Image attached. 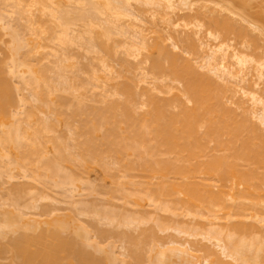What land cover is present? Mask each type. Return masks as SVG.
<instances>
[{
	"label": "bare ground",
	"instance_id": "1",
	"mask_svg": "<svg viewBox=\"0 0 264 264\" xmlns=\"http://www.w3.org/2000/svg\"><path fill=\"white\" fill-rule=\"evenodd\" d=\"M246 9V3L236 5L232 0H0V177L9 181L15 180L16 175L22 174L25 178H30L22 179L24 181L33 180V184L40 182L46 188L53 189L49 193L57 188L55 190L59 191V195L61 193L64 195L65 198L62 194L60 196L63 200H71L72 204L71 202L69 204L76 206L79 202L72 199L80 198L83 191L84 194L87 191L92 194L95 190L90 191L91 188H98L97 193L104 190L106 184L102 183L103 188L101 184L96 187L94 185L96 182L90 181L93 178L92 170L103 164L106 167L107 162L113 161L110 158H113L114 163L120 164L122 169L119 171L116 165L115 169L113 162L110 163L111 166L113 165V168L110 167L113 169L111 173L109 169L107 170L109 164L106 168L102 167L108 171L105 175L114 182L112 184L115 185L117 180L116 189L110 183L112 186L110 185L109 189L112 193L109 192L111 195L108 194L105 199L112 197L114 191L120 190V197L123 196L121 199L125 198L126 202L133 206L137 217L123 222L125 217L121 221L120 213L116 211L119 213L116 214L113 211L118 205L119 209L122 206L117 205L120 201L123 202L117 196L119 191L113 194L114 198L120 199L118 202L116 199V202L113 201L114 199L112 202L106 200L108 205L112 203L113 206V210L109 207V211H113L115 214L113 212L112 214L116 218L118 215L119 220L114 216L109 218L107 216H111L109 211L106 216V212L102 211L103 219L101 220L100 217L99 222L101 210L98 212V208H95V211L91 209H94V204L96 205L97 202L92 204L94 207L91 206V212L87 213L81 208L80 212L77 211L79 214H75L80 217L87 213L97 219L95 221L99 223L98 225L102 223L101 221L108 223L110 219V224L116 220L117 227L130 223L140 225L149 222L153 214H156L157 222L154 221L155 219L152 221L157 225L159 221L161 229L160 225L157 228L168 232L170 229L176 230L180 235L182 234V237L186 235L187 239L190 236H198V243H190L186 237L183 238L185 241H182L169 236L171 239L166 240L167 243L159 239L160 245L157 238L151 234L153 224L148 227L150 235H145L148 231L142 229L144 233L140 229L144 234L140 233L145 237L148 236L147 238L138 232L139 236L143 237L141 240L148 239L147 242L140 240L139 242L142 243L135 245L140 238L137 236L138 240L135 241L133 237L132 243H128L130 248H127L128 245H125L126 248L124 246V255L121 253L120 257L126 256L125 252L127 257H130L122 259L113 250L107 251L106 264H264V52L262 54L255 52L260 46L256 40L259 38L258 35L264 38V19L261 20L260 14L258 16L260 20L256 14L254 15L256 18L249 15ZM183 10L187 12L181 14L183 16L178 15ZM146 12L151 17L144 15ZM146 17L151 18L147 23ZM152 19H157V22L153 23ZM144 22L146 25L148 22L152 23L147 26L150 28L148 31L153 32L157 29L158 33L157 27L163 26L160 30L165 32L167 29L168 34H163V31V36L161 32L157 36L152 35L151 32L147 34ZM201 32L203 37L199 34ZM148 35H152V40ZM196 35L201 37H195ZM116 37L122 39L117 40ZM115 39L116 42L119 41L117 42L119 46H122L119 53ZM165 40L171 42V48L175 49L173 46H178V51L182 49V52L169 49L170 46ZM77 43L76 48L80 49L82 46L81 48H85L84 52L89 51L94 55L98 54L96 56L99 57L95 56L99 60L97 64L101 71L92 70L91 77L85 76L89 78L87 82L81 79L82 68L80 70L73 68L74 62L78 63L79 58L77 60L75 57L76 60L73 61L74 55L71 54L73 50L68 51V48H72ZM70 44L73 45L69 46ZM123 49V52H126L125 57L128 55L136 61L133 62L131 59L133 64L130 65L129 60L123 59L128 61L127 64L124 61V64L131 67L120 69V73L119 66L125 67L123 61L116 62L118 58L116 61L111 60V56L116 55L113 53H117L116 57L120 56ZM100 51L105 54L102 55ZM110 52H113L112 55ZM188 54L189 57L184 56ZM81 60V64L85 65L87 61L80 57L79 63ZM112 61L118 63L116 69ZM110 63L114 66L113 69ZM146 65L150 68L152 79L151 76L148 78L149 71L145 72ZM86 68L85 70L90 72L88 67ZM103 70L107 74L102 72ZM122 70H124L123 74ZM133 71H137V75H140H136L139 82L136 78L135 80L133 77L130 78L131 73H135ZM115 73H119L120 76ZM120 77L125 81L116 82L117 78L121 79ZM149 82L153 87L142 86ZM177 83L181 85V87L178 85L180 88ZM89 85L90 90H93L92 96L95 92L101 94L102 91L104 97L109 98L110 94L114 100L112 101L110 97L105 101L102 94H99L98 97L103 101L98 100L102 101L101 103L106 102L104 106L101 104L103 108L99 107L101 105L97 96L93 97H96L97 101H95L99 105L97 107L88 105L84 101L86 97L81 87L89 88ZM138 85L143 88L139 86L141 89L137 90ZM154 89L165 93V97L154 94ZM64 90L73 95L71 106H68L66 96L58 95L57 99L53 96L54 93L60 94L58 91L64 94ZM25 91L28 93L26 94ZM117 94L122 95L123 98ZM115 97L119 98V101ZM54 99L57 101L55 102ZM65 104H67L66 109L63 108ZM68 107H72L71 111ZM38 109H43L45 114L48 112L53 116H64L65 119L61 123H66L68 126L64 125L68 128L71 126L69 131L74 130L71 131L78 141L73 137L74 141H70V145L67 144L68 141L64 145L62 139L59 142L57 137L49 135L54 128V124L50 123L52 117H48L50 120L47 122L49 115H45L46 118L43 117L45 119L43 120L37 114ZM67 109L70 112L64 113ZM71 119H73L72 124ZM74 123L76 126L73 125ZM69 135L73 136L71 133ZM64 139L66 140L65 137ZM74 142L77 147L79 146L78 148L73 146ZM49 143H52L54 149H50ZM61 143L64 146L68 145L67 149L74 153H70L71 155L67 153L68 157L64 156L67 150ZM71 145L74 147L72 149L78 151L81 149V152L76 153L71 149ZM61 149L64 153L62 157ZM54 150L59 158L51 156L50 152L54 155ZM76 154L81 158L78 160H82V165L79 164L82 166L81 169L77 162L76 165L73 163L76 161L73 158ZM107 158L112 161L106 162ZM71 159H74L72 167L69 164ZM68 161L69 163L63 165V162ZM65 166L67 168L70 166V171L65 170ZM71 168L75 171H71ZM116 170L119 171L117 174H122V171L127 174V179L122 177L127 180L124 181L126 184L123 182L120 189L117 186L121 182V176H117ZM114 173L116 177L113 176ZM136 177L139 179L135 180ZM1 183L4 185L6 182ZM20 183L21 181L19 184L13 183V191L23 190L24 183ZM31 186L34 187L32 184ZM100 187L103 190H99ZM109 189L107 188V192ZM31 190H33L31 194L28 193ZM31 190H27L28 195L35 194L36 190L33 188ZM38 190L41 195L36 192L38 196L36 199L47 200V197L52 199L51 194H48L49 190L44 188L47 193H44V190L41 193L39 188ZM105 190L103 191L105 194H100L106 195ZM54 196L56 197L57 194ZM5 198L7 199L6 196ZM5 198L0 200V210L3 208L2 205L7 203L6 200L1 202ZM20 199L22 202L21 197ZM33 199L35 197L28 198L29 201L34 202ZM25 203L24 209L27 207L32 211L39 208L37 203L36 208L35 203L28 204L30 208ZM11 204L14 205L15 212L6 210L5 205L6 209L0 211V231L6 233L16 230L17 233L23 227L20 231L24 233H18L19 235L11 239L8 245L1 247L0 252H12L13 261L7 256L13 264L101 263V259L89 252L90 249L87 250L86 245H91L98 231L100 237L98 239L106 238L105 235L109 233H105L104 230H112L114 223L111 229H104L100 233L103 228L94 226V219L90 218L87 221V217H83L87 222L85 226L82 216L79 219L75 215L74 218L77 217L79 220L72 218L79 224L78 227L75 225L77 227L75 232L73 231L75 228L70 227V223L67 224L68 219L63 218L65 215L59 219L58 217L61 216H55L56 212L53 213L52 209H47L52 213L46 210L47 207L41 212L37 211L39 218L37 214L32 217L30 211L27 215L24 211L28 209L23 211V205L18 204L16 200ZM70 205L69 207L72 208ZM88 205L90 207L91 204ZM145 206H149L150 209H145ZM68 215L72 217L70 213ZM42 216L48 217L49 221L45 219V223ZM54 216L59 220L53 218ZM51 217L53 221L55 219L54 222L49 219ZM35 218L38 220L34 221ZM31 219L35 224L29 223ZM47 223L50 225L46 226ZM36 224L39 226L41 224V229ZM67 225H70L71 231L67 232ZM88 226L96 227V229L90 228V231L92 228L97 230L94 236L90 234ZM30 229H33V232ZM37 229L39 230L34 234ZM28 230L31 231L30 234ZM64 230L67 234L70 232L74 235L64 236L66 233L63 234ZM102 232L104 236L101 235ZM129 233L131 232L126 235ZM151 236L155 238L154 242L152 240L153 243L149 239ZM201 240L207 241L208 244ZM103 241L106 243V240ZM187 241L190 244H187ZM210 242L212 246L209 245ZM93 243L95 245V241ZM103 243L102 246L96 243L101 251L104 247ZM143 243L144 245L150 243L146 257L144 252V255L141 253L143 251L141 249H144Z\"/></svg>",
	"mask_w": 264,
	"mask_h": 264
},
{
	"label": "rangeland",
	"instance_id": "2",
	"mask_svg": "<svg viewBox=\"0 0 264 264\" xmlns=\"http://www.w3.org/2000/svg\"><path fill=\"white\" fill-rule=\"evenodd\" d=\"M226 1H227V0H226ZM228 1H229V0H228ZM232 2L235 3L236 5H239V3H243V2L246 3V4H247V9H246V11L248 12L249 15L255 17L254 15L256 14V17L260 20V18L258 17L259 14H260V16H261V20L264 19V10H263L264 8H262V7H264V6H263V4H264V1H263V0H252V1H251V0H242V1H241V0H232ZM136 6H137V5H136ZM147 12H149V11L147 10ZM147 12H146V14L144 13V15H148L147 17H151V16H149V14H148ZM180 12H181V11H180ZM180 12H179L178 15L183 16V15H181V14H185V12H187V10H186V11L183 10L181 13H180ZM183 12H184V13H183ZM252 13H253V14H252ZM147 17H146V21H145L146 23H147V20H148V19L151 20V18H148V19H147ZM175 17H176V16H175ZM256 17H255V18H256ZM150 20H149V22H151ZM152 21H153V23H154V21L157 22V19H156V20H155V19H152ZM263 21H264V20H263ZM145 22H144V23H145ZM149 22H148L147 25H146V23H145V26H146V28H147V31H148V28H149V27H147V26L150 24ZM262 23H263V22H262ZM263 24H264V23H263ZM143 25H144V24H143ZM150 25H152V23H151ZM157 25H158V24H157ZM153 26H154V25H153ZM153 26H152V27H153ZM152 27H151V29H152ZM154 27H155V29H156V26H154ZM160 27H161V26H160ZM160 27H157L158 30H159L158 33L161 32V35H162V36H163V34L167 35V34H168V33H167L168 30L166 29L167 32H166L165 29H164L165 32L162 30V31H163V34H162V31L160 30ZM162 28H163V26L161 27V29H162ZM149 29H150V28H149ZM153 30H154V29H153ZM156 31H157V29H156ZM156 31H153V32H152V31L150 30V31H148V32H146V31H145V32H146L147 34H148L149 32H151L152 35H156V36H157L158 33H157ZM155 32H156V33H155ZM153 33H154V34H153ZM166 33H167V34H166ZM202 33H203V32H201V33H199V34L203 37ZM152 35H148L149 38H151ZM158 35H159V34H158ZM200 35H196L195 37H197V36H198V37H201ZM120 37H121V36H120ZM120 37H119V38H120ZM255 37H257V35H255ZM258 37H259V38H258ZM258 37H257L258 39H256V40H257V43H258L261 47L257 45L258 48H259L260 50L257 49V51H255V52H256L257 54H262V53L264 52V38H263L260 34L258 35ZM116 39H117V37H116ZM116 39H115V42H116ZM120 39H122V38H120ZM120 39H117V40H120ZM150 40H152V38H151ZM167 41H168V42H167ZM117 42H119V41H117ZM117 42H116V44H118ZM169 42H170L169 40H165V43H167V45L170 46L169 49H171V50L174 51V52H176L175 49H177V51H178V48H179V47H178V46H173V47L175 48V49H173V48H171V47H172L171 42H170V43H169ZM75 44H76V43H75ZM75 44H74V45H75ZM170 44H171V45H170ZM72 45H73V44H72ZM72 45L70 44L69 46H72ZM77 46H78V43H77V45L73 46L72 48H68V51H69V52H71V51L73 50V51H72L73 53L71 52V54L74 55V57H73V61H75L76 59L78 60V58H79V60H80V57H81V59H85L86 61H87L88 58H89V59L91 58L90 60L88 59V61L85 62V65H86V67H88V70H90V72H87V70H85V69H87V68L85 67V65H83L84 63L81 64L82 60L80 61V63H79V60H78V63H79V64L76 63L77 61H75V62H74L75 67H74V65H73V68H75V70H77V69L80 70V68H82V70H81V72H80V73H81L80 76L82 77L81 79H82L83 81L86 80V82H87V80H88L89 78H85V76L88 77V76L90 75V77H91L92 70H94V69L97 70V69H98V70L101 71V68H100L99 65L97 64V62H99V60H98L99 57L96 56V55H98V54L94 55V53L92 54V53H90L89 51H87V53H86V52H84V49H85V48L83 49V48H81L82 46H80V49H78L79 47L76 48ZM118 46H119V44H118ZM179 46H180V48H182V47H181V43H179ZM74 47H75V48H74ZM115 47H116V46H115ZM120 47H122V46H119V48L117 47L118 49L116 48V49L118 50V52L116 51L117 53L120 52ZM176 47H177V48H176ZM75 49H76V50H75ZM116 49H115V50H116ZM261 49H262V50H261ZM79 50H82V51H79ZM86 50H87V49H86ZM94 50H95V49H94ZM179 50H180V49H179ZM258 50H259V51H258ZM74 51H75V52H74ZM78 51H79V52H78ZM90 51H91V50H90ZM96 51H97V53H98V50H97V49H96ZM113 51H114V50H113ZM123 51H124V49L121 51L122 53H121L120 56L118 55V57H116L117 53L110 52L111 55H112V53H113V54H116V55L111 56V57H112L111 60L114 59V60L116 61V58H118V60H117L116 62H121V63H122L123 59L126 58L127 60H129L130 65H132L135 59L133 60L132 57H130V56H128V55H126L127 57H125V53H126V52L124 53ZM83 52H84L85 55L83 54ZM88 52H89V54H88ZM91 52H92V51H91ZM100 52H101V51H100ZM105 52H106V51H105ZM178 52L181 53V52H182V49H181V51H178ZM258 52H259V53H258ZM79 53H80L81 56L79 55ZM81 53H82V54H81ZM95 53H96V52H95ZM106 53H107V52H106ZM184 53H185V52H184ZM87 54H88V55H87ZM101 54H102V52H101ZM101 54H99V55H101ZM103 54H105V53L103 52ZM103 54H102V55H103ZM182 54H183V53H182ZM185 54H187V53H185ZM75 55H76V56H75ZM77 55H79V56H77ZM82 55H83V56H82ZM86 55H87V56H86ZM102 55H101V56H102ZM107 55H108V54H107ZM95 56L98 57V58L96 59ZM104 56H105V55H104ZM184 56L189 57L190 55L188 54V56H187V55H184ZM75 57H76V59H75ZM105 57L108 58L109 55H108V57H107V56H105ZM114 57H115V58H114ZM121 57H122V58H121ZM123 57H124V58H123ZM86 58H87V59H86ZM92 58H93V60H92ZM109 58H110V57H109ZM120 58H121L122 60H121ZM94 59H96V62L94 61ZM131 59H132L133 62H131ZM85 60H83V62H84ZM97 60H98V61H97ZM107 60H108V59H107ZM111 60L109 59V62H110ZM119 60H120V61H119ZM127 60H124V61H126V64H127V62H128ZM89 61H91V62H90L91 64L89 63ZM115 61H112V62H114V66H115V69H116V65H117L118 63H115ZM124 61H123V65H125V67L121 65V66H119V67H120V68H119V67L117 66V67L119 68V69L117 68V69H118V72L121 71L120 69H123V68H124V70H125L126 67L129 68L128 66H130V65L127 66L126 64H124V63H125ZM135 61H136V60H135ZM86 63H88V65H87ZM89 64H90V65H89ZM110 64H111V63H110ZM119 64H120V63H119ZM111 65H112V64H111ZM147 65H148V64H147ZM147 65L145 66V72H148V71H149V74H148L149 77H148V78H150V76H151V79H152V75H150V68H148V67H150V66L148 65V67H147ZM76 66H78V67H76ZM95 66H96V67H95ZM97 66H98V67H97ZM112 66H113V65H112ZM114 66L112 67V69L114 68ZM89 67H90V68H89ZM130 67H131V66H130ZM146 67H147L149 70H147ZM115 69H114V70H115ZM84 70H85L86 72H85ZM119 70H120V71H119ZM124 70H122V74H123V71H124ZM130 70H131V68H130ZM130 70H129V71L127 70V72H130ZM133 70H135V69H133ZM146 70H147V71H146ZM203 70H204V71H207V69H203ZM201 71H202V70H201ZM102 72H105V70H103ZM102 72H101V73H102ZM114 72L117 73V71H112V73H114ZM131 72H132V71H131ZM133 72H135V71H133ZM136 72H137V71H136ZM136 72L134 73L135 75H134L133 73H131L132 76H130V78H132V77H133V79L136 78V80L138 81L137 76H138L139 74L137 75L138 72H137V73H136ZM49 73H50V72H48V74H49ZM82 73H83V74L85 73V74L83 75ZM86 73H87V74H86ZM89 73H90V74H89ZM101 73H100V74H101ZM105 73L107 74V72H105ZM116 73H115V75L120 76L119 73H118V74H116ZM120 73H121V72H120ZM125 73H126V72H125ZM50 74H51V73H50ZM102 74H103V73H102ZM106 74H105V75H106ZM129 74H130V73H129ZM129 74H127L128 77H129ZM82 75H83L84 77H83ZM115 75H114V77H115ZM136 75H137V76H136ZM122 76H123V78H124V75H122ZM125 76H126V75H125ZM134 76H136V77H134ZM139 76H140V75H139ZM116 77H117V76H116ZM118 78H119V77H118ZM118 78L116 79V82H118V80H120V81L123 80V81H121V82H124V81L126 80V78H124L125 80L122 79V77H120L121 79H118ZM151 79H149V80H151ZM54 80H55V79H54ZM134 80H135V79H134ZM147 80H148V79H147ZM149 80H148V81H149ZM56 81H57V80H56ZM56 81H55V82H56ZM137 81H136V82H137ZM148 81H147V82H148ZM55 82H54V83H55ZM138 82H139V81H138ZM150 82H151V81H150ZM150 82H149V84H148V83H146V84L144 83V84H142V86L145 85V87H147L146 85H149V86H148L149 88L153 87V85H151V83L153 84V82H151V83H150ZM56 83H57V82H56ZM79 83H80V82H79ZM142 83H143V82H142ZM136 84H137V83H136ZM140 85H141V83H140ZM140 85H138V87H136L137 90H139V88L142 87V86H140ZM150 85H151V86H150ZM178 85H180V84L177 83V86H178ZM86 86L88 87V84H87V83H86ZM139 86H140V87H139ZM261 86H263L262 83H261ZM148 87H147V88H148ZM178 87H179V86H178ZM180 87H181V85H180ZM180 87H179V88H180ZM142 88H143V87H142ZM140 89H141V88H140ZM81 90H83V92H84V94H85V97H86L85 100H84V101H86L85 103H88V105L90 104L91 106H95V105H96V107H97V105H99V103L96 102L98 99H100V98H99V97H100V96H99V94H100L99 92L96 93V92H95L96 90H94L95 93H94L93 96H97V100H96V97L94 98V97L92 96V91H93V90H92V89L90 90V85H89V88H86V87H85L84 89H82V87H81ZM89 90L91 91V92H90L91 94L88 92ZM97 91H100V90H97ZM153 91H154L153 93L156 94L157 96H159V97L164 96V97H165V93H161L158 89H154ZM58 92H60V94L57 93V92H56V93H57L56 95H55V93L53 94V96L55 97V99H57V96H58V95L66 96L65 98H66V100H67V103H69V104H68V106H69V105H70V102H72V97H73V95H71V93H70L69 91H65V90H64V92H63L64 94H61V91H58ZM81 92H82V91H81ZM83 92H82V93H83ZM25 93L27 94L28 91H25ZM102 93H103V92L101 91V94H102ZM159 93H161V95H160ZM88 94H89V95H88ZM101 94H100V95H101ZM90 95H91V96H90ZM117 95H119V94H117ZM117 95H116V97H117ZM98 96H99V97H98ZM119 96L122 97V95H119ZM119 96H118V97H119ZM166 96H167V95H166ZM102 97L105 98V101H106V100H109V99H110L111 95L109 94V98H108V97H104V95L102 94ZM116 97H115V98H116ZM107 98H108V99H107ZM111 98H112V101H113V100H114L113 97H111ZM122 98H123V97H122ZM140 98H142V97H140ZM143 98H145V96H144ZM55 99H54V101H55ZM86 99H87V100H86ZM116 99H118V101H119V98H116ZM116 99H115V100H116ZM58 100H59V98H58ZM68 100H69V101H68ZM95 100H96V101H95ZM100 100L103 101V99H100ZM120 100H121V98H120ZM141 100H142V99H141ZM54 101H53V102H54ZM56 101H57V100H56ZM56 101H55V102H56ZM87 101H88V102H87ZM98 101H99V100H98ZM102 101H101V102H102ZM105 101H104L103 103H101V102L99 101V102H100V105L102 104V105L104 106L105 103H106ZM55 102H54V103H55ZM95 102H96L97 104H96ZM107 102H108V101H107ZM32 103L35 105V101H33ZM57 103H58V102H57ZM57 103H56V104H57ZM65 105H66V106H65ZM65 105H63V106H64L63 108L67 107V104H65ZM102 105L99 106V107H102ZM36 106H38L37 102H36ZM70 106H71V105H70ZM106 106H107V105H106ZM27 107H29V106H27ZM61 108H62V106H61ZM68 108H69V107H68ZM71 108H72V107H71ZM71 108H69L70 111H71ZM102 108H103V107H102ZM104 108H105V107H104ZM143 108H144V107H143ZM65 109H66V108H65ZM38 110H39V113H37V114H39V115H38L39 117L41 116L40 118H43V117L46 118L45 115H49V116H47V119H46L47 122H49V120H50L48 117H50V118L52 117L51 120H50V123H53V124H54V128H53V130L49 133V135H51V136L54 135V137H57V138H58L57 140H59V142H61V139H62V141L65 142V143H63L64 145H66V141H68L67 144L70 145L71 142H73L74 140L77 139V138H75V136H74V132H72V131H74V130L71 129L72 131H71V130L69 131V128H70L71 126H69V128H68V127H67L68 125H67L66 123H64V122L61 123V122L64 121V119H65L64 116H56V115L53 116L51 113L49 114V113L46 112V111H45V112H46V114H45L44 111H42L43 109H42V110L38 109ZM61 110H64V109H61ZM67 110H68V109H67ZM67 110H65V111H67ZM69 110H68L67 112L64 111V113H69V112H70ZM41 112H42V113H41ZM47 113H48V114H47ZM50 115H51V116H50ZM55 117H56V118H55ZM61 117H62V118H61ZM44 118H43V120H45ZM58 118H59V119H58ZM60 120H61V121H60ZM72 120H73V119H71V124L73 123ZM74 121H76V120L74 119ZM256 122L258 123L259 121H256ZM75 123H76V122H75ZM75 123H74L73 125H75ZM64 124H66L67 126L64 125ZM77 124H78V122H77ZM73 125H72V126H73ZM259 125L261 126L262 124H259ZM75 126H76V125H75ZM73 127H74V126H73ZM73 127H72V128H73ZM263 127H264V125H263ZM69 132H70L71 134H73V136H72V135H69V134H70ZM101 133H102V132H101ZM61 134H62L63 136H62ZM60 135H61L63 138H62ZM67 136H68V137H67ZM76 136H77V135H76ZM60 137H61V138H60ZM64 137L66 138V140L64 139ZM73 137H74V140L72 139ZM68 138H69V140H68ZM63 139H64L65 141H64ZM71 139H72V140H71ZM99 139H100V138H99ZM70 141H71V142H70ZM77 141H78V139H77ZM69 142H70V143H69ZM74 143H75V142H74ZM74 143H73V144H74ZM61 144H62V143H61ZM63 144H62V146H64ZM73 144H72V145H73ZM72 145L70 146L71 149L74 148L75 146H76L75 148H78V147H79V146L77 147V144H76V143L73 145L74 147H72ZM49 146H50V149L53 148V147H52V143H49ZM65 147H66V148H65ZM67 147H68V145H67V146H64L65 150H67L65 155H64V153L62 152V149H61L60 154L63 153V154L61 155V157H62L63 155L66 156V157H68V154L71 155L70 153H72V154L74 153V151H73V152H70V150L67 149ZM64 148H63V150H64ZM68 148H69V147H68ZM53 149H54V148H53ZM53 149H52V150H53ZM52 150H51V151H52ZM65 150H64V151H65ZM72 150H75V149H72ZM72 150H71V151H72ZM77 151H78V149H76V150H75L76 153L81 152V149H80V151H78V152H77ZM67 153H68V154H67ZM50 154H51V156H55V157L59 158V157H58L59 155L55 152V150L53 151V154H54V155H52V152H50ZM56 155H57V156H56ZM79 155H80V153H79ZM71 157H72V156H71ZM106 157H107V156H106ZM73 158H75L76 161H74V159H71V160H69L70 163H69V161L66 162V163L63 162V165L69 163L70 166L72 167V161H74L73 163H74L75 165H76L75 162H77V165H78V166L82 165V164H81V163H82V160H81V161L78 160V159H81L80 156H79V158H78V154H76V157L73 156ZM109 158H110V156H109ZM109 158L105 159L106 162H107L108 160L112 159L113 161H112V160H110V161H112V162L114 163V159H113V158H110V159H109ZM78 161H79L80 163H79ZM112 162H107V164L110 165V163L112 164ZM79 164H80V165H79ZM100 164H101V163H100ZM107 164H106V167H107ZM101 165H102V164H101ZM115 165L119 168V171H120V169H122V166H121L120 164L114 163V167H115ZM70 166H68V167L70 168ZM94 166H96V165H94ZM103 166H104V164H103L102 166H100V165H99V166H96V167L94 168V170H92V171H93V175H92L93 178L91 179V177H90V179H91L90 181L93 182V183L96 182V183L94 184V185H96V187L100 186V184H101V187L103 188V187H104L103 184H104V185L106 184V185H105L106 190H105V187H104V190L106 191L107 194H106V195H101V194H105V193H103L104 190H103L101 187L99 188V190H100V189L103 190V191H101V192L99 191L101 194H100V193H97V189H98V188H96V189H95V188H91L90 191L95 190V192H93V193L91 194L89 191H87L88 187L86 186V187H87V189H86L87 192H85V194H84V191H83L82 196L80 195V198H74V199H72V201L74 200V201H78V202H79V203L76 204V206H75V204H73V206L69 204V203L71 202V200H66V201L63 200L64 195L61 193V194L63 195V197H60L61 194L59 195V193H58L59 191H58V190H55V189H57V188H54V191H53V192H56V191H57L56 193H54V194H53V192H52V193H49V192H51L53 189L51 190V189L46 188V187H45L44 185H42V183H40V182H38L37 184L40 185V186H43L45 189L49 190V191H48V194H49V195L51 194V196H53V197L50 196V198H52V199L54 198V199H56V200L53 199V201H52V199H49L48 197H47V200H43V199H42V200H41V199L39 200V199H36V198H38V196L36 195V192H37L38 194H40V191H39V190L37 191V189L39 188V189L41 190V193H43L44 188H42V187H40V186L38 187L37 184H33V182H32L33 180H31V181H26V180H25V181H26V182H25L24 180H22V179L25 178L24 176H22V174H18V175H16L15 177H17V178H15V180H12V179H11L12 181H11V180L7 181L6 178H5V180H6V181H5V180H4V177H3V178L0 177V179H1V181H0V188H1V189H0V197H1L0 200H2V198H5V196L7 197V199H9V200H7V199L5 198V199H3V201H1V202H5V200H6V202H7L8 204H7V203L4 204L5 207L7 206V209L4 207V205H2L3 208H1L0 211H2L3 209H6V210H12V211L15 212V211H16V210H15V207H14V205L11 204L14 200H16L17 203L20 204V205H21V204L23 205L25 202L27 203V204L25 203L26 205H28V204L31 205V204H34L36 201H38V202H36V203H37V206H39V208H38V207L36 208V203H35V205H34L35 208H36V209H35V210H36V213H35V210H32V211L34 212V213H33V212L30 211L27 207H26V208L28 209V211L25 210V209H26V208L24 209V206H25V205L22 206V207H23L22 210H23V211L25 210L24 212H27V215H29V213L31 212L32 214L30 213V215L32 216V215H34V214H37V211L40 210L39 212H41V210L43 211V209L47 207L46 210L49 208V209H52L51 211H52L53 213H55V212L57 213V214L55 213V216H61V217H58L59 219L62 218L63 215H65L63 218L68 219V220L66 221L67 224H68V223L71 224V226H70V225H67V228H68L69 226H70V227H73V228H75L73 231H75V230L77 229L78 225H79V224L77 223V222L79 221V220L77 219V217L80 219L81 216H82L81 219H83V217L86 216L87 218H86V217H85V218L88 219L87 221H89L90 218H92L91 220H93L94 218H93V217H90L89 214H87V213L91 212V209H92L93 211H95V208H96V209L98 208V209H97L98 212H99V210H101V212H99V213H101V215H99V219H98V221L100 222V217L102 216V214H103L104 212H106V214H105V216H106L107 214H109V212H110L109 210H110V209L113 210V206H111V204H112V203H111L112 200L114 199V200H113L114 202H116V201L118 202V200H120V199L123 197V196L120 197V190H116V191H119V192H118L119 195H117V196L120 197V199H119V198H118V199L114 198V197H113V194L116 193V191H114L115 193L112 194V197H113V198H112L111 196H109V199L107 198L108 201H111V202H110L111 204L109 203L110 205H108V202L106 201L107 199H105V196L108 197V196H107L108 194L111 195V194L109 193V192H111V191H110L111 189H109V188H111L110 185L112 184L113 181H111L110 177H108V176L106 177L105 172H108V171H109V172L111 173V171L113 170V169H112V168H113V167H112L113 165H112V166L110 165L109 168L107 167V170L109 169L108 171H107V170H104V169L102 168ZM75 167H77V166H74V168H75ZM104 167H105V166H104ZM106 167H105V168H106ZM110 167H112V168H111L112 170L110 169ZM69 168H67V166L64 167L65 170H66V169L68 170ZM74 168H73V170H72V168H71V171H75ZM81 168H82V166H80V169H81ZM77 169L80 170L79 168H77ZM115 169H116V167H115ZM78 170H76V171H78ZM69 171H70V169H69ZM92 171H91V173H92ZM119 171L116 170V171H115L116 174H117V172H119ZM121 171H122V170H121ZM121 173H122V174H120V173L117 174V176L120 175L121 178H122V177H123V178L125 177V179H127V178H126V175H127V174L125 175V172H124V171H122ZM123 173H124V176H122ZM107 174H108V173H107ZM116 174L114 173L113 176H115ZM132 174H133V173H132ZM134 174H136V173L134 172ZM109 176H111V175H109ZM120 176H119V177H120ZM128 176H129V175H128ZM19 177H22V178L20 179ZM115 177H116V176H115ZM119 177H118V178H119ZM118 178H117V179H118ZM121 178H120V181L122 182V185H121V182L118 181V182H120V184L118 183V186H117V188L119 187L118 189H120V187L123 186V182H124V181H125V182L127 181V180H124L123 178H122V179H123V181H122ZM2 179H3L4 181H3ZM25 179H30V178H25ZM113 179H115V178H113ZM136 179H139V178L136 177L135 180H136ZM10 181H11L12 184L9 183ZM20 181H21L20 184L24 183V184H23V188H22L23 190H22L21 192H15V191H13V186H14V184H19ZM104 181H105V182H104ZM110 181H111V182H110ZM1 182H3V183H4V182H6V183L8 182V184L5 183L4 185H5V186L7 185V186H9V187H7V186L5 187ZM27 182H28V183H27ZM30 182H31V183H30ZM34 182H36V181H34ZM116 182H117V180H116ZM116 182H115V185H116ZM125 182H124V183H125ZM13 183H14V184H13ZM29 183H30V184H29ZM39 183H40V184H39ZM93 183H92V186H94ZM98 183H99V184H98ZM102 183H103V184H102ZM110 183H111V184H110ZM113 183H114V182H113ZM31 184H32L34 187H32ZM90 184H91V183H90ZM125 184H126V183H125ZM11 185H12V187H10ZM27 185H28V186H27ZM112 185H113L114 188L116 189L115 185H114V184H112ZM112 185H111V186H112ZM119 185H120V186H119ZM1 186H4V187H1ZM26 186H27V187H26ZM29 186L36 190V192H35L34 195H33V194L30 195L31 192H32L33 190H31L32 188H30ZM88 186H90V185H88ZM125 186H126V185H125ZM37 187H38V188H37ZM132 187H133V186H132ZM7 188H8V189H7ZM10 188H11L12 191L9 192V189H10ZM36 188H37V189H36ZM51 188H52V187H51ZM107 188L109 189L108 192H107ZM28 189H29V191H30V190H31V191L28 192V191H27ZM79 189H80V188H79ZM89 189H90V188H89ZM128 189H130V188H128ZM7 190H8V191H7ZM47 190H46V191L44 190V191H45L44 193H47ZM113 190H114V189L112 188V191H113ZM126 190H127V189H126ZM79 191H80V190H79ZM13 192H14V193H13ZM27 192L30 193V194H29L30 196L28 195ZM88 192L90 193V195H88V194H89ZM121 192H123V191H121ZM12 193L15 194V195H13ZM26 193H27V194H26ZM86 193H87V194H86ZM111 193H112V192H111ZM52 194H53V195H52ZM55 194H57L56 197L54 196ZM80 194H81V193H80ZM116 194H117V193H116ZM122 194H124V192H123ZM16 195H17V196H16ZM19 195H20V196H19ZM35 195H36L37 197H36ZM40 195H41V194H40ZM40 195H39V196H40ZM78 195H79V194H78ZM87 195H88V196H87ZM124 195H125V194H124ZM22 196H23V197H22ZM24 196H26V198H24ZM33 196L35 197V199H33V200H35V201H34V202L29 201L28 198H31V199H32V198H34ZM58 196H59L60 200H59V198L57 199ZM86 196H87V197H86ZM13 197H14V198H13ZM20 197L22 198V202H24V203H22V202L20 201V200H21ZM75 197H76V196H75ZM78 197H79V196H78ZM83 197L85 198V201H84V198H83ZM110 197H111V200H110ZM61 198H62V199H61ZM64 198H65V197H64ZM11 199H12V200H11ZM26 199H27V200H26ZM77 199H78V200H77ZM115 199H116V201H115ZM124 199H125V198H124ZM124 199H121V200H122L123 202H125V203H123V202H121V201H120L119 203H117V205H118V204L122 205L121 208H120L121 210L118 208L119 205H118V207H115V208H114L115 210H113L116 214H119V213H120V214H119V215L121 216L120 220L122 219L121 221H123V220L125 219L123 222L128 221L130 218L137 217L136 213H134L133 206H132L131 204H129V202H126V199H125V201H124ZM61 200H62V201H61ZM27 201H29V202H27ZM54 201H56V202H54ZM57 201H58V203H57ZM68 201H69V202H68ZM91 201H92V202H91ZM31 202H32V203H31ZM40 202H41V204H40ZM62 202H65V203H62ZM66 202H68V204H69L70 206H72L73 211H71L72 208L69 207V205H68ZM95 202H97L96 205L94 204ZM74 203H75V202H74ZM85 203H86L87 206L85 205ZM39 204H40V205H39ZM44 204L47 205V206H43ZM71 204H72V202H71ZM88 204H91L90 207H88V206H89ZM92 204H94L95 207H94ZM98 204H99V205H98ZM100 204H101V206H100ZM102 204H104V205H102ZM29 205H28V206H29ZM67 205H68V206H67ZM84 205H85V206H84ZM129 205H130L131 207H130ZM41 206H42V207H41ZM74 206H75V207H74ZM91 206L94 207V209L91 208ZM30 207H31V206H29V208H30ZM57 207L59 208V210H57ZM109 207H110V209H109ZM145 207H146L145 209L148 210L149 206H145ZM40 208H41V209H40ZM53 208H54V211H53ZM81 208L83 209L82 211H85V212L87 211L86 214H87L88 216H87L86 214H85L84 216H83V215H80V217H79V215H76L78 212L81 211ZM87 208H88V209H87ZM90 208H91V209H90ZM74 209H75V210H74ZM104 209H105V211H104ZM131 209H132V210H131ZM149 209H150V208H149ZM78 210H79V211H78ZM106 210H107V211H106ZM118 210H120V211H118ZM122 210H123L124 212H123ZM3 211H4V210H3ZM29 211H30V212H29ZM47 211H50V210H47ZM51 211H50V212H51ZM75 211H76V212H75ZM77 211H78V212H77ZM93 211H92V212H93ZM102 211H103V213H102ZM108 211H109V212H108ZM113 211H112V212H113ZM116 211L119 212V213H117ZM121 211H122V213H121ZM52 212H51V213H52ZM98 212H96V217H98V214H97ZM112 212H110L111 216H110V215H107L109 218L114 216V215L112 214ZM114 212H113V213H114ZM69 213H70V215H72V217H69V215H68ZM75 213H76V214H75ZM81 213H82V212H81ZM81 213H80V214H81ZM115 213H114V214H115ZM11 214H12V213H11ZM58 214H60V215H58ZM78 214H79V213H78ZM121 214H122V215H121ZM126 214H127V215H126ZM53 215H54V214H53ZM53 215H52V216H53ZM67 215H68V216H67ZM75 215L77 216L76 218H74ZM149 215H150V214H149ZM34 216H35V215H34ZM37 216H39V215L37 214ZM55 216H54L53 218H55V219L58 221L59 219H57V217H55ZM91 216H93V215H91ZM103 216H104V215H103ZM154 216H155V217H154ZM29 217H30V216H29ZM32 217H33V216H32ZM42 217H43V216H42ZM42 217H41V218H42ZM66 217H67V218H66ZM114 217L116 218V216H114ZM123 217H125V218L123 219ZM151 217H152V216H151ZM153 217H154V218H153ZM153 217H152V219H155L154 221L157 222V221H156V217H157L156 214H155V215L153 214ZM30 218H31V217H30ZM39 218H40V216H39ZM51 218H52V217H51ZM51 218H49V219H50L51 221H53V218H52V219H51ZM72 218L77 219L78 221H75V220L72 219ZM85 218L83 219L84 221H85ZM118 218H119V217H118V215H117V218H116V219H118ZM157 218H158V217H157ZM45 219L48 220V217H47V218H44V217H43V219H42V220H44V222L46 223V220H45ZM55 219H54V221H55ZM102 219H103V218L101 217V220H102ZM105 219H106V218H105ZM152 219L149 220V222H143V224H140V225L137 224V223H130V224L125 225V226H124V225H121V226L118 225V227L115 226V224L117 223L116 220H115L114 222L112 221L114 224H113V223H110V224H109V222H110V219H109V222H108V223H107V221H105V222H104V221H101L102 223H100V225H98L99 223L97 224L96 221H95V220H97V219H94V220H93V225H94V226L98 225V227L101 226V228H103V229H101V228L99 227V228L101 229V230L98 229V230H100V233H101V231L104 230V229H107V228H108V229H111V228H112V226H111L112 224H113V228H112L113 232H112V230H110V231H106V230H104V232L107 233V234L109 233L110 236H109V234H108V235H105L104 232H102L101 235H102V236L105 235L106 238L102 237L101 240H100V239H98V238H100V237H98L99 231L97 232V230H93V228L96 229V227L91 226V227H93V228H92V230L90 231V228H91V227L88 226L89 228H88V227H87V228L89 229L90 234H91V235L93 234V236H94V232L96 231V232H97V237H96V233H95V238L92 236L94 239L91 237V238L93 239L92 241H93V242L95 241V245H94V243L91 241V245H88V244L86 245V246H87V250L90 249V250H88L89 252H91L93 255L95 254L94 256H95L96 258H100L102 264H106V262H107V261H106V255L108 254L107 251H111V250H113L117 255H119L118 257H120V254H121V253H122V255H124L123 252L125 251L126 246L128 245L127 248H128V247L130 248L129 244L132 243V241H131L132 238L134 237V239H135V241H136V240H138V238L140 237L139 240H138V242H135V245L138 244V243H139V244L142 243V242H139V241L141 240V238L143 239V237H144V238H147V237H148V236L145 237L146 234H149V231H148V230H149L150 228L148 229V227L153 226V224H154V226H153L154 228H151V229H152V233H151V234H152V236H154L155 238H157L158 241H159V239H160L161 241L163 240V242H165L166 240L169 239V236H171L172 238L175 237V239L182 240V241H185V240H184V239H185L184 237H186V239H187V236H186V235L182 237V234L180 235V233H179L178 231H176V230H171V229H170L169 232H168V231H165V230H164V231H163V230H160V229H161V225H160L159 221H158V224L160 225V227H159V225L155 224V222L152 221ZM27 220H29V218H27ZM31 220H32V219H31ZM31 220L29 221V223H32V222H33V220H32V221H31ZM36 220H38V218H35L34 221H36ZM39 220H41V219H39ZM63 220H64V219H63ZM69 220H70V222H69ZM83 220H82V221H83ZM106 220H107V219H106ZM118 220H119V219H118ZM157 220H158V219H157ZM48 221H49V220H48ZM54 221H53V222H54ZM57 221H56V222H57ZM80 221H81V220H80ZM84 221H83V222H84ZM98 221H97V222H98ZM150 221H152V223H150ZM27 222H28V221H27ZM53 222H52V223H53ZM64 222H65V221H64ZM64 222H63V224H65ZM83 222H81V225H82ZM115 222H116V223H115ZM33 223L35 224V222H33ZM40 223H41V222H40ZM59 223H60V221H59ZM94 223H95V224H94ZM141 223H142V222H141ZM145 223H146V224H145ZM48 224H49V223H47L46 226H47ZM56 224H58V223H56ZM84 224H85V226H87V225H86V224H87L86 221H85ZM151 224H152V225H151ZM32 225H33V224H32ZM36 225H38V224H36ZM36 225H35V226H36ZM49 225H50V224H49ZM75 225H76L77 227H75ZM88 225H89V224H88ZM108 225H109V227H108ZM116 225H117V224H116ZM134 225H135V227H134ZM149 225H150V226H149ZM155 225H157V226H155ZM40 226H41V224H40ZM40 226L38 225V227H40ZM46 226L44 225V228H45ZM105 226H106V227H105ZM114 226L116 227V229H115ZM119 226H120V227H119ZM142 226H143V227L145 226V228H141ZM146 226H147V228H146ZM41 227H42V226H41ZM41 227H40V229H41ZM48 227H49V226H48ZM65 227H66V226H65ZM70 227H69V229L66 228L67 232L72 230ZM98 227H97V228H98ZM136 227H137V228H136ZM139 227H140V228H139ZM157 227H159L160 229L157 228ZM22 228H23V227H22ZM22 228H21L20 230H23ZM155 228H156V229H155ZM34 229H35V228H34ZM108 229H107V230H108ZM140 229H141V230L144 229V230H146V231H148V232L145 233V231L142 230V231L145 233V235H143L144 233L141 232ZM20 230H18L19 232L17 231V233H16V230H15V232H14L13 230H10V231H7L6 233H3L2 231H0V250H1V247H2V246H6V245H8V244L10 243L11 239L15 238L16 235L18 236V235H19L18 233H20V234H21V233H24V231L21 232ZM30 230H31V229H30ZM32 230H33V229H32ZM32 230H31V231H32ZM38 230H39V229H37L36 232H34V234L37 233ZM66 230L63 231V234L66 232ZM128 230H129V231H128ZM130 230H131V231H130ZM137 230H138V231H137ZM167 230H168V229H167ZM31 231L28 230V234H30L29 232H31ZM153 231H155V232H153ZM162 231H163V232H162ZM32 232H33V231H32ZM67 232L64 234V236L69 235V234H70V236L74 235L73 233H70V232H69V234H67ZM75 232H76V231H75ZM75 232H74V233H75ZM91 232H92V233H91ZM128 232H131V233H129V235H128V234L126 235V233H128ZM138 232H139V234L143 233V234H141V236H143V237L139 236ZM140 232H141V233H140ZM157 232H158V233H157ZM7 233H8V234H7ZM26 233H27V231H26ZM153 233H154V234H153ZM155 233H156V235H155ZM169 233H170V234H169ZM178 233H179V234H178ZM4 234H5V235H4ZM132 234H133V235H132ZM134 234H135V235H134ZM137 234H138V235H137ZM171 234H172L173 236H172ZM14 235H15V236H14ZM75 235H76V234H75ZM101 235H99V236H101ZM149 235H150V234H149ZM183 235H184V234H183ZM5 236H6L7 238H6ZM125 236L128 237V238H126ZM131 236H132V237H131ZM137 236H138V238H137ZM152 236L149 238L151 243H153V242L155 241V240H154L155 238H153ZM4 237H5V238H4ZM124 237H125L126 239H125ZM161 238H162V239H161ZM183 238H184V239H183ZM199 238L202 239L200 236H199ZM96 239H97V240H96ZM103 239L106 240V243H107V244H106V243H103V242H105V241H103ZM124 239H125V240H124ZM129 239H130V241H127V240H129ZM134 239H133V242H134ZM164 239H165V240H164ZM170 239H171V238H170ZM170 239H169V240H170ZM200 239H199V240H200ZM98 240H99V241H98ZM107 240H108V241H107ZM152 240H153V242H152ZM169 240H168V241H169ZM187 240L190 241V243H194V244H195V243H198V236H197V237H191V236H190V238L188 237ZM100 241H101V242H100ZM124 241H126L127 244H126V242L124 243ZM141 241H143V240H141ZM144 241H146V239H144ZM144 241H143V242H144ZM147 241H148V239H147ZM147 241H146V242H147ZM158 241H157V242H158ZM161 241H159V244H160ZM168 241H167V242H168ZM188 241H187V242H188ZM201 241H202V242L204 241V243H207V241H205V240H201ZM201 241H199V243H201ZM129 242H130V243H129ZM167 242H165V243H167ZM92 243H93V244H92ZM96 243H97V245H99V246H102L101 243H103L104 247H102V248H103L102 251L99 250V248L96 246ZM98 243H99V244H98ZM128 243H129V244H128ZM190 243L188 242L187 244H190ZM204 243H201V244H204ZM133 244H134V243H133ZM147 244H148V248H146V247H147ZM149 244H150V243H146V245H144V243L142 244V245L144 246V249H141V251L143 250L141 253L143 254V252H144L145 257H146V254H147V252H148L147 249H149V246H150ZM162 244H163V243H162ZM194 244H192V245H194ZM201 244H198V245H201ZM207 244H208V243H207ZM125 245H126V246H125ZM131 245H132V244H131ZM135 245H134V246H135ZM160 245H161V244H160ZM196 245H197V244H196ZM209 245L212 246L213 244H211V242H210ZM88 246H90V247H88ZM91 246H92V247H91ZM93 246H94V247H93ZM124 246H125V248H124ZM143 246H142V247H143ZM95 247H96V249H94ZM105 247H106V249H105ZM132 247H133V246H132ZM97 248H98V250H97ZM145 249H146V251H144ZM123 250H124V251H123ZM119 251H120V253H119ZM126 251H127V250H126ZM101 252H102V253H101ZM105 252H106L107 254H105ZM11 253H12V252H10V253H8V252H7V253H1V252H0V264H13V263L11 262V260L13 261V258H12V254H11ZM127 253H128V252H127ZM103 254H104V255H103ZM144 254H143V255H144ZM2 255H3V256H2ZM5 255H6V256H5ZM7 255H8L9 257H11V260L9 259V257H8ZM122 255H121L120 258H122ZM125 255H126V256H124L123 258H125V257H126V258L130 257V256L127 257L126 252H125ZM123 258H122V259H123ZM224 258H225V257H224ZM225 259L230 260V259H228V258H225ZM127 260H130V259H127ZM149 262H150V261H149ZM101 263H100V264H101ZM126 264H127V263H126ZM134 264H135V263H134ZM151 264H153V263H151Z\"/></svg>",
	"mask_w": 264,
	"mask_h": 264
}]
</instances>
